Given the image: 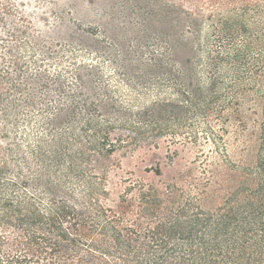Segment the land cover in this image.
I'll return each mask as SVG.
<instances>
[{
    "label": "trees",
    "instance_id": "1",
    "mask_svg": "<svg viewBox=\"0 0 264 264\" xmlns=\"http://www.w3.org/2000/svg\"><path fill=\"white\" fill-rule=\"evenodd\" d=\"M132 7L143 28L150 17L163 27L138 40L140 58L125 61V49L118 68L142 98L172 79L177 99L126 106L93 63L74 65L79 82L68 85L29 73L12 49L0 55L13 66L0 68V264H264V0ZM36 45L51 58L53 46ZM178 46L194 50L182 68ZM190 111L238 126L216 155L182 163L171 148L188 143L161 141ZM162 148L168 174L161 161L142 171L113 158L144 162Z\"/></svg>",
    "mask_w": 264,
    "mask_h": 264
},
{
    "label": "rangeland",
    "instance_id": "2",
    "mask_svg": "<svg viewBox=\"0 0 264 264\" xmlns=\"http://www.w3.org/2000/svg\"><path fill=\"white\" fill-rule=\"evenodd\" d=\"M149 1L0 0V55L7 57L5 52L12 49L14 54L25 61L29 73L35 75L39 69H43L46 70L47 75L54 77L60 75L68 85L79 82L75 78L78 71L74 70V65L93 63L99 75L95 80L105 83L112 91L113 100L126 106L141 107L150 105L155 100L177 99L178 91L172 79L161 80L149 89H144L146 93L142 98L139 95L141 89L133 87L127 75H124L126 71L119 69L116 62L124 58L125 49H131L133 53L132 57L125 56V61L140 58L141 53L135 51L138 40L144 41V38L159 35V29L163 26L157 23L155 17L145 20V23L154 25L152 28H143L140 24L143 17L132 7L137 3L145 4ZM151 1L154 3V0ZM22 30L26 31L25 38L21 33ZM166 31L168 36L170 35L169 38L174 34V30L169 25ZM38 39L43 40L45 46H53L49 49L54 52L51 58L40 54L39 47L36 45ZM21 41H24L25 47L22 46ZM173 54L179 68H182L187 66V60L192 57L194 50L191 46H178ZM148 57L147 53L143 55V58ZM5 60L1 59L0 68L8 70L13 68L12 65H6ZM38 61L42 63L39 64ZM13 73L14 80H18L15 70ZM187 80L188 78L184 77L183 81ZM187 113L188 115L184 116L185 120L173 123L176 136L168 138L163 136L161 141L175 140L177 143H188L186 146L177 144L171 148L176 161L185 163L194 159L195 154L202 150L205 154L216 155L215 143L234 139L238 126L236 120H229L227 123L205 122L194 111ZM254 118H260L259 111L252 115L251 123L254 122ZM167 152L165 148H162L160 153L149 156L144 162H141V158L135 157L132 163V155L129 153L126 155L121 151H118L113 158L119 160L125 169L142 171L146 166L155 165V161H161L162 168L168 174L172 167L169 166V160L166 158ZM136 162L138 164L135 166Z\"/></svg>",
    "mask_w": 264,
    "mask_h": 264
}]
</instances>
